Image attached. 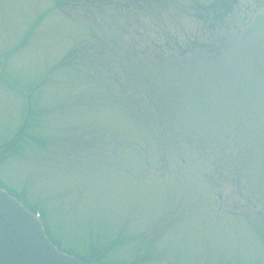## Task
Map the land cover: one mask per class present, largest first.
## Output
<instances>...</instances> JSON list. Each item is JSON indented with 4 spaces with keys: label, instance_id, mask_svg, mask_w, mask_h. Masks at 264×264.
<instances>
[{
    "label": "rangeland",
    "instance_id": "1",
    "mask_svg": "<svg viewBox=\"0 0 264 264\" xmlns=\"http://www.w3.org/2000/svg\"><path fill=\"white\" fill-rule=\"evenodd\" d=\"M203 1L0 0V187L60 249L264 264V0Z\"/></svg>",
    "mask_w": 264,
    "mask_h": 264
},
{
    "label": "water",
    "instance_id": "2",
    "mask_svg": "<svg viewBox=\"0 0 264 264\" xmlns=\"http://www.w3.org/2000/svg\"><path fill=\"white\" fill-rule=\"evenodd\" d=\"M0 264H90L58 250L40 221L0 189Z\"/></svg>",
    "mask_w": 264,
    "mask_h": 264
},
{
    "label": "flooded vegetation",
    "instance_id": "3",
    "mask_svg": "<svg viewBox=\"0 0 264 264\" xmlns=\"http://www.w3.org/2000/svg\"><path fill=\"white\" fill-rule=\"evenodd\" d=\"M238 0H209L199 2L203 17L217 19L220 16L226 17L231 13Z\"/></svg>",
    "mask_w": 264,
    "mask_h": 264
},
{
    "label": "trees",
    "instance_id": "4",
    "mask_svg": "<svg viewBox=\"0 0 264 264\" xmlns=\"http://www.w3.org/2000/svg\"><path fill=\"white\" fill-rule=\"evenodd\" d=\"M8 144V143H7ZM6 144V145H7ZM6 145H3L4 147L6 146ZM2 148V147H1ZM106 249V248H105ZM99 253V252H98ZM97 253H95L94 255H96ZM96 261H98V263H100V264H116V262H113V261H107V262H105V261H103V252H100L98 255H96ZM89 259V258H88Z\"/></svg>",
    "mask_w": 264,
    "mask_h": 264
}]
</instances>
